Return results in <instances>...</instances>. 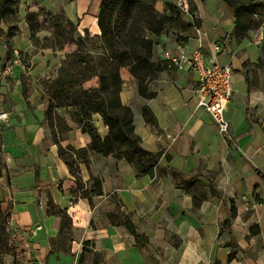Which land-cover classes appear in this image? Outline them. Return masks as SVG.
Returning <instances> with one entry per match:
<instances>
[{"label": "crops", "instance_id": "crops-1", "mask_svg": "<svg viewBox=\"0 0 264 264\" xmlns=\"http://www.w3.org/2000/svg\"><path fill=\"white\" fill-rule=\"evenodd\" d=\"M166 1H156V11L163 12ZM193 3L197 23L192 18L189 28L163 32L152 60L162 61L165 50L178 54L201 48L206 64L230 65L232 94L224 110L230 139L196 106L191 71L164 62L145 83L151 96L144 98L137 81L121 70L120 101L133 113L140 146L158 152V163L139 175L123 159L92 153L87 165L76 160L86 191L81 195L72 192L74 176L58 146L85 148L87 136L67 117L68 132L55 142L43 110H8L1 132L0 207L16 240L41 226L30 237L31 255L19 257L20 264H264L263 42H253V33L241 42L231 37L233 10L222 0ZM88 4L77 0L75 13L81 16ZM94 21L88 16L81 26L97 33ZM16 71L14 66V80ZM94 124L104 138L107 127L100 119ZM93 180L100 183L98 195L92 192ZM51 206L65 212L67 234L60 235L61 219ZM114 212L130 220L138 240L110 222Z\"/></svg>", "mask_w": 264, "mask_h": 264}, {"label": "trees", "instance_id": "trees-1", "mask_svg": "<svg viewBox=\"0 0 264 264\" xmlns=\"http://www.w3.org/2000/svg\"><path fill=\"white\" fill-rule=\"evenodd\" d=\"M156 1L158 0H100L96 21L100 33L91 38L85 36L76 40V43L89 45L90 50L98 53L94 59L93 57L85 60L83 57L80 58L87 63L88 67L91 66L92 61V66L96 68L94 75L97 77V86L74 90L72 82L63 75L53 82L55 84L51 89V97L64 99L63 104L66 107H73L70 118L87 136L88 142L85 148L78 150L68 148L77 157L76 160L85 165L88 163L90 154L96 153L125 160L135 167L139 175L149 173L153 167L157 166L159 153L148 152L140 146V139L134 133L133 113L130 107L122 104L119 97L122 86L119 69L122 67L127 68L129 74L137 81L138 93L144 98L151 96L150 93H146L145 83L151 80L166 62L152 60L157 38L166 30H183L193 25L183 20L179 9L169 1L165 2L164 11L159 13L154 7ZM222 1L233 10L234 25L231 37L236 42L246 39L250 31L261 25L264 19L263 2L258 0ZM6 2L7 0H0V6L4 7ZM0 34H3L1 28ZM10 60L11 45L6 42L0 72L5 71ZM142 110L146 120L152 123V118L147 116V109ZM48 111L45 110V113L49 114ZM94 114L99 115L107 127L104 138H101L92 122L91 118ZM58 154L63 159L64 151L61 146H58ZM63 160L74 176L72 192H79L82 195L86 191H82L84 184L76 174L77 163H74L72 168V163H69L67 159ZM173 173L176 172L173 171ZM92 192L94 195L101 193L100 183L97 180H93ZM50 212L60 217L62 224L60 235H63V230L68 223L65 212L53 206ZM109 220L115 225L124 226L138 240L133 225L126 216L114 212L109 216ZM4 234V226L0 222L1 246H6ZM9 252L13 256L12 263L20 264L16 258L13 243H10ZM232 255L233 251L229 253V258Z\"/></svg>", "mask_w": 264, "mask_h": 264}, {"label": "rangeland", "instance_id": "rangeland-1", "mask_svg": "<svg viewBox=\"0 0 264 264\" xmlns=\"http://www.w3.org/2000/svg\"><path fill=\"white\" fill-rule=\"evenodd\" d=\"M76 1L7 0L4 7L0 6V28L3 30V34H0V63L4 56L6 42L11 45V60L5 71L0 72V110L8 113V110H20V108L22 110H43V122L50 128L51 137L56 142L63 139L68 132L65 118H70L73 107H66L63 104L64 99L51 97V89L55 84L53 82L63 75L72 82L74 90L97 86V77L94 75L96 68L92 66V61L91 66L88 67L84 60L90 57L94 59L98 53L90 50L89 45L76 43V40L85 36L91 38L100 33V31L92 33V26L86 28L81 26L82 19L88 16L95 19L94 23L97 26L100 0H89L88 8L81 16L75 13ZM167 1L175 3L176 0ZM186 3L193 18L192 21L196 24L193 0L192 3L190 2L191 6L188 0ZM95 4L94 10L92 6ZM180 13L183 17L182 12ZM184 17H186L184 19L186 22H192L187 15ZM262 28H264V19L257 29L248 33L247 38L250 33H253L251 40L259 45L263 42V47L264 36L260 37ZM39 53H42V56L36 63L33 59ZM81 57L84 60H80ZM14 66H17L15 80L13 79ZM121 70L128 72L127 68L122 67L119 69V74ZM45 110H49V114H46ZM91 119L93 124L97 119L102 122L97 114H94ZM8 121L9 118L5 124L0 126V171L4 163L1 132ZM69 147H61L64 151L63 159L72 163L73 168L77 157L68 150ZM0 210V222L4 226L6 243V246L0 245V264H13V256L9 252L10 242H13L8 230L10 222L7 212L1 207ZM66 232L67 230H63V235L67 234ZM64 239L61 238V246L66 244ZM16 258L19 257L16 256Z\"/></svg>", "mask_w": 264, "mask_h": 264}, {"label": "built area", "instance_id": "built-area-1", "mask_svg": "<svg viewBox=\"0 0 264 264\" xmlns=\"http://www.w3.org/2000/svg\"><path fill=\"white\" fill-rule=\"evenodd\" d=\"M176 7L192 19L186 3V0H176ZM261 37V36H260ZM216 48V47H215ZM162 59L167 65L177 69L189 70L195 75L194 94L196 97V106L203 109L216 125L219 133L224 134L228 139V123L224 117V110L230 100L232 87L230 77L232 69L229 64L217 65L216 63L206 64L201 48H196L192 52H180L175 54L169 50L162 52ZM9 118V113L0 110V126L5 124ZM41 226L37 225L23 232L19 240H16L17 234L11 226L8 227L11 239L17 241L22 247L16 246L17 257L30 256L32 247L30 237L34 236ZM12 241L10 243H13Z\"/></svg>", "mask_w": 264, "mask_h": 264}]
</instances>
